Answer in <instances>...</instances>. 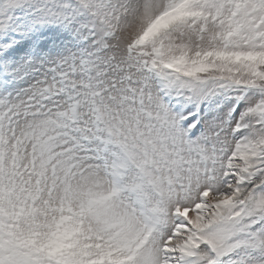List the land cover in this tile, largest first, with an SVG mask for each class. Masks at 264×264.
Masks as SVG:
<instances>
[{
	"label": "snow or ice",
	"instance_id": "6c2138e0",
	"mask_svg": "<svg viewBox=\"0 0 264 264\" xmlns=\"http://www.w3.org/2000/svg\"><path fill=\"white\" fill-rule=\"evenodd\" d=\"M0 264H264V0H0Z\"/></svg>",
	"mask_w": 264,
	"mask_h": 264
}]
</instances>
